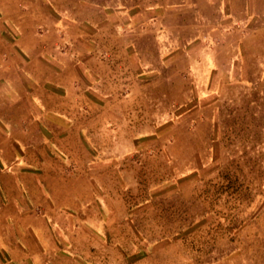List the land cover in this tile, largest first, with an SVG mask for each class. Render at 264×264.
<instances>
[{
  "label": "rangeland",
  "instance_id": "374dc122",
  "mask_svg": "<svg viewBox=\"0 0 264 264\" xmlns=\"http://www.w3.org/2000/svg\"><path fill=\"white\" fill-rule=\"evenodd\" d=\"M53 2L89 26L112 15L167 52L216 23L262 31L244 62L231 36L212 66L199 48L152 77L144 100L87 110L86 148L75 150L83 164L54 166L72 175L79 203L57 220L60 252L74 264H264V0H250L255 18L241 26L222 19L242 9L237 0Z\"/></svg>",
  "mask_w": 264,
  "mask_h": 264
},
{
  "label": "crops",
  "instance_id": "0c3cea01",
  "mask_svg": "<svg viewBox=\"0 0 264 264\" xmlns=\"http://www.w3.org/2000/svg\"><path fill=\"white\" fill-rule=\"evenodd\" d=\"M237 1L242 9L222 19L241 26L255 15L250 0ZM53 5V0H0V264H74L60 252L65 227L57 220L65 208H78L72 199L78 193L69 184L72 175L54 166L69 158L83 164L75 150L86 148L87 110L144 100L152 77L199 48L209 50L205 61L212 66L216 45L225 52L231 36L238 37L239 61L246 60L247 44L257 40L260 48L261 29L217 32L216 23L185 43L178 37L177 47L167 52L143 45L144 31L132 34L129 27L123 33L112 15L100 24L94 20L92 27L65 11L55 13ZM156 53L160 66L152 63ZM54 230H61L59 240Z\"/></svg>",
  "mask_w": 264,
  "mask_h": 264
}]
</instances>
